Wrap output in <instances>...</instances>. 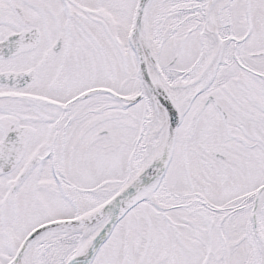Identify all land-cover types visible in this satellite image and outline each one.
Returning a JSON list of instances; mask_svg holds the SVG:
<instances>
[{"label": "snow or ice", "instance_id": "snow-or-ice-1", "mask_svg": "<svg viewBox=\"0 0 264 264\" xmlns=\"http://www.w3.org/2000/svg\"><path fill=\"white\" fill-rule=\"evenodd\" d=\"M0 264H264V0H0Z\"/></svg>", "mask_w": 264, "mask_h": 264}]
</instances>
